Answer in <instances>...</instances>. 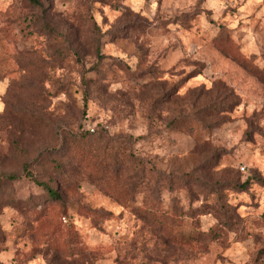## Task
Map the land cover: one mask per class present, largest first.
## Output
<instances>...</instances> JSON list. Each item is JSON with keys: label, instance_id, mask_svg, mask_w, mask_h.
I'll use <instances>...</instances> for the list:
<instances>
[{"label": "rangeland", "instance_id": "374dc122", "mask_svg": "<svg viewBox=\"0 0 264 264\" xmlns=\"http://www.w3.org/2000/svg\"><path fill=\"white\" fill-rule=\"evenodd\" d=\"M0 264H264V0H0Z\"/></svg>", "mask_w": 264, "mask_h": 264}, {"label": "trees", "instance_id": "16d2710c", "mask_svg": "<svg viewBox=\"0 0 264 264\" xmlns=\"http://www.w3.org/2000/svg\"><path fill=\"white\" fill-rule=\"evenodd\" d=\"M87 132H89V133H91V134L96 133V131H95V132H91L89 129H87ZM10 178H13V175H11ZM47 188H48V187H47ZM48 191L50 192L51 195H54V196H55L56 193L53 192V190H52L51 188H48Z\"/></svg>", "mask_w": 264, "mask_h": 264}, {"label": "built area", "instance_id": "2783aa9c", "mask_svg": "<svg viewBox=\"0 0 264 264\" xmlns=\"http://www.w3.org/2000/svg\"><path fill=\"white\" fill-rule=\"evenodd\" d=\"M87 129H89L91 132H95V128L94 127H88ZM242 169H244V167H242ZM64 222H67L66 217H64Z\"/></svg>", "mask_w": 264, "mask_h": 264}]
</instances>
